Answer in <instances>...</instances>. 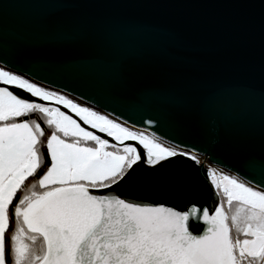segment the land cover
Listing matches in <instances>:
<instances>
[{"label": "water", "instance_id": "1", "mask_svg": "<svg viewBox=\"0 0 264 264\" xmlns=\"http://www.w3.org/2000/svg\"><path fill=\"white\" fill-rule=\"evenodd\" d=\"M0 60L228 175H261L246 162L264 156V0H0ZM207 163L175 157L154 177L144 165V179L117 191L179 211L212 207Z\"/></svg>", "mask_w": 264, "mask_h": 264}, {"label": "snow or ice", "instance_id": "2", "mask_svg": "<svg viewBox=\"0 0 264 264\" xmlns=\"http://www.w3.org/2000/svg\"><path fill=\"white\" fill-rule=\"evenodd\" d=\"M175 157L201 163L0 60V264H264V156L246 162L259 178L208 167L212 207L179 211L118 193L145 178L142 166L154 177Z\"/></svg>", "mask_w": 264, "mask_h": 264}, {"label": "rangeland", "instance_id": "3", "mask_svg": "<svg viewBox=\"0 0 264 264\" xmlns=\"http://www.w3.org/2000/svg\"><path fill=\"white\" fill-rule=\"evenodd\" d=\"M81 106H82V105H81ZM83 107H84V106H83ZM200 160H201V159H200ZM201 161H202V160H201ZM202 162H204V161H202ZM205 164H206V162H205ZM206 166H207V168H208V167H212V166H211V165H209L208 163H207V165H206ZM213 168H214V167H213ZM221 172H222L223 174H227V173H225V172H223V171H221ZM227 175H228V174H227Z\"/></svg>", "mask_w": 264, "mask_h": 264}, {"label": "bare ground", "instance_id": "4", "mask_svg": "<svg viewBox=\"0 0 264 264\" xmlns=\"http://www.w3.org/2000/svg\"><path fill=\"white\" fill-rule=\"evenodd\" d=\"M201 160H202V161H204V160H205L204 162H206V163L208 162V160H207V159H205V158H202ZM202 161H201V163H203Z\"/></svg>", "mask_w": 264, "mask_h": 264}, {"label": "trees", "instance_id": "5", "mask_svg": "<svg viewBox=\"0 0 264 264\" xmlns=\"http://www.w3.org/2000/svg\"><path fill=\"white\" fill-rule=\"evenodd\" d=\"M37 115H39V114H37ZM50 131V130H49ZM89 143H91V142H89Z\"/></svg>", "mask_w": 264, "mask_h": 264}, {"label": "flooded vegetation", "instance_id": "6", "mask_svg": "<svg viewBox=\"0 0 264 264\" xmlns=\"http://www.w3.org/2000/svg\"><path fill=\"white\" fill-rule=\"evenodd\" d=\"M76 103V102H75ZM78 104V103H77ZM80 105V104H79Z\"/></svg>", "mask_w": 264, "mask_h": 264}]
</instances>
